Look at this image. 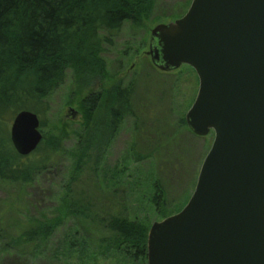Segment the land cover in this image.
<instances>
[{
  "label": "rangeland",
  "instance_id": "rangeland-1",
  "mask_svg": "<svg viewBox=\"0 0 264 264\" xmlns=\"http://www.w3.org/2000/svg\"><path fill=\"white\" fill-rule=\"evenodd\" d=\"M190 1L157 0L149 17L137 25L124 24L110 37L111 43L105 45L102 53L105 68L100 73L101 77L91 78L90 84H86L67 68L61 84L49 91L44 99L46 108L39 106V112L34 111L39 119L42 140L32 153L22 159L40 163V158L48 155L53 166L48 171H41L33 185H10L0 181V218L4 224L7 223L0 233V264H13L16 254L21 255L22 264H147L138 260L132 262L104 249L99 242L100 226L65 218L62 209L64 193L70 187L71 194L88 198L91 208L101 216L110 209L121 210L129 217L142 218L149 226L162 219L151 201L154 160L135 161L137 150L133 146L132 118H125L109 141L105 140L107 137L103 130L98 131L100 138L105 136L101 139L104 143L100 148L98 140L90 138L106 124L108 109L113 103L114 86L117 83L125 85L131 80L136 81V99L145 100L148 107L158 112L162 133L169 129L168 126L178 128V117H184L196 95L197 75L191 66L185 64L161 71L152 65L147 51L151 29L182 16ZM89 94L96 95L97 101ZM11 120L0 121V142L10 141ZM177 138L171 152L180 160L176 168L161 175L167 194L164 206L167 209L173 207L172 213L188 200L198 173L194 169L199 170L212 142L213 132L199 138L186 135ZM19 156L15 160H19ZM29 217L31 220L40 217L57 224L45 242L38 246L36 256L33 255V247L18 248L9 240L14 229L21 222H27ZM71 238L77 243H85L79 244L77 251H69L67 244Z\"/></svg>",
  "mask_w": 264,
  "mask_h": 264
},
{
  "label": "water",
  "instance_id": "water-1",
  "mask_svg": "<svg viewBox=\"0 0 264 264\" xmlns=\"http://www.w3.org/2000/svg\"><path fill=\"white\" fill-rule=\"evenodd\" d=\"M147 54L161 71L194 69L184 119L198 136L213 132L186 203L150 224L147 264H264V0H191L151 29ZM9 137L32 153L37 114L16 112Z\"/></svg>",
  "mask_w": 264,
  "mask_h": 264
},
{
  "label": "trees",
  "instance_id": "trees-1",
  "mask_svg": "<svg viewBox=\"0 0 264 264\" xmlns=\"http://www.w3.org/2000/svg\"><path fill=\"white\" fill-rule=\"evenodd\" d=\"M156 1L0 0V121L12 118L23 109L39 112V106L46 108L44 99L49 91L61 84L67 68L86 84H90L94 77H101L100 73L105 68L102 53L105 45L111 43L110 37L124 24L137 25L149 17ZM136 87L135 80L114 86L113 103L108 109L106 124L100 126L90 139L98 140L100 145L97 146L100 148L104 143L101 139L106 136L105 140L109 141L125 118H132L133 146L137 150L134 153L135 161L154 160L151 201L158 215L164 218L172 214L173 207L167 209L164 206L167 194L161 175L176 168L180 160L177 154L171 152V147L176 144L177 137L200 136L189 130L184 117H178V128L168 126L170 130L162 133L158 112L148 107L145 100L136 99ZM89 97L94 96L89 94ZM94 98L96 102L98 97L95 95ZM102 130L106 135L100 138L99 132ZM17 156L9 139L0 142L1 182L33 185L42 172L53 166L48 155L41 157L40 163L24 161L22 158L26 156H19L20 159L15 160ZM197 171V168L194 169L195 173ZM70 191L69 187L64 193L62 209L65 218L100 226L99 242L104 249L114 251L132 262H147L149 225L145 220L112 209L101 216L91 208L88 198L76 197ZM26 219L27 222H21L14 229L9 240L18 248L33 247V255L36 256L38 246L45 242L57 224L40 217ZM6 226L7 223L4 224L0 218V233ZM81 243L85 241L77 243L74 238L68 239L69 251H77ZM4 254L11 255L10 252ZM15 258L13 264H22L21 255L16 254Z\"/></svg>",
  "mask_w": 264,
  "mask_h": 264
}]
</instances>
